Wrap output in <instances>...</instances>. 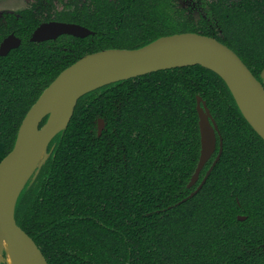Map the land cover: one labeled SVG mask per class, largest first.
Masks as SVG:
<instances>
[{
	"label": "trees",
	"instance_id": "16d2710c",
	"mask_svg": "<svg viewBox=\"0 0 264 264\" xmlns=\"http://www.w3.org/2000/svg\"><path fill=\"white\" fill-rule=\"evenodd\" d=\"M69 1L60 10L56 0H36L0 21V47L12 34L22 40L0 56V162L45 90L86 55L196 33L229 47L263 82L264 0H191L203 11L198 22L181 0ZM52 21L95 34L32 42ZM198 97L224 151L188 199L220 150L189 189L202 149ZM48 151L16 220L49 264H264V140L216 73L177 68L93 91Z\"/></svg>",
	"mask_w": 264,
	"mask_h": 264
},
{
	"label": "water",
	"instance_id": "95a60500",
	"mask_svg": "<svg viewBox=\"0 0 264 264\" xmlns=\"http://www.w3.org/2000/svg\"><path fill=\"white\" fill-rule=\"evenodd\" d=\"M64 35L85 39L94 35V32L76 24L50 22L35 31L32 42L56 40ZM21 44L22 41L14 34L9 36L0 47V56H7ZM192 66L206 68L225 81L243 116L264 140V71L261 76L263 82H260L233 50L215 38L196 33L175 34L161 37L139 49H111L86 55L63 71L45 90L25 117L13 151L0 162V264H6L1 257H7V241L13 243L26 256L29 264H49L37 244L19 227L16 220L19 197L49 159V151L48 159L37 168L16 200L13 199L12 183L19 167L37 146L48 139L51 144L60 133L67 130L79 100L93 91L118 82L159 71ZM66 102L64 112L54 118L53 112ZM197 110L202 149L199 165L188 186L189 189L199 182L202 171L216 155L218 137L220 151L205 179L188 199L202 190L224 151L218 123L201 97H198ZM45 120V125L41 127ZM104 129V121L100 119L99 137ZM246 219L239 217L240 221Z\"/></svg>",
	"mask_w": 264,
	"mask_h": 264
},
{
	"label": "bare ground",
	"instance_id": "6f19581e",
	"mask_svg": "<svg viewBox=\"0 0 264 264\" xmlns=\"http://www.w3.org/2000/svg\"><path fill=\"white\" fill-rule=\"evenodd\" d=\"M67 102L62 104L58 109L53 112V117L57 118L61 116L64 112ZM250 113V112H249ZM50 141L49 139L37 146L26 161L22 163L16 172L12 183L13 189V199L16 200L21 190L25 187L26 183L32 178L37 168L46 161L49 157ZM48 159V158H47ZM5 250L7 253L6 259L1 257V259L6 262V264H29L26 256L15 247L13 243L7 241L5 244Z\"/></svg>",
	"mask_w": 264,
	"mask_h": 264
},
{
	"label": "flooded vegetation",
	"instance_id": "af4514ba",
	"mask_svg": "<svg viewBox=\"0 0 264 264\" xmlns=\"http://www.w3.org/2000/svg\"><path fill=\"white\" fill-rule=\"evenodd\" d=\"M63 1H65L66 3H69L70 1L69 0H56V6L57 7H59V9L60 10H62L63 9V6H64V4L63 3H61V2H63ZM85 1V0H84ZM110 1H113V2H117L118 0H110ZM179 4H180V6L182 7V8H189V7H192L193 8V14H194V17H195V19H196V21L198 22V20L200 19L199 17H200V14H202L203 13V11L201 10V9H199L197 6H196V4H194V3H192L191 2V0H181L180 2H179ZM7 14H13V15H15L16 13H7ZM6 14H4L2 17H0V21L4 18V16H5ZM52 22H57V21H52ZM45 23H50V22H44V23H42L41 25H43V24H45ZM60 23H65V22H60ZM69 24H71V23H69ZM40 25V26H41ZM76 25H78V24H76ZM39 26V27H40ZM86 28V27H85ZM88 29V28H87ZM93 32V31H92ZM35 33V32H34ZM95 34V33H94ZM13 35V34H12ZM64 36H69V35H64ZM64 36H61V37H59L58 39H60V38H62V37H64ZM93 36V35H92ZM33 37V36H32ZM73 37V36H72ZM90 37V36H89ZM77 38V37H76ZM7 39V38H6ZM20 39V38H19ZM58 39H56V40H49V41H46V42H51V41H57ZM80 39H83V38H80ZM21 40V39H20ZM5 41V40H4ZM3 41V42H4ZM22 41V40H21ZM31 41H32V38H31ZM46 42H42V43H46ZM38 44H41V43H38ZM22 45V44H21ZM21 47V46H20ZM18 49V48H17ZM15 50V49H14ZM219 138V137H218ZM219 141H220V138H219ZM218 141V142H219ZM219 145H220V143H218ZM218 151V150H217ZM220 151V150H219ZM50 153V152H49ZM50 156H51V153H50Z\"/></svg>",
	"mask_w": 264,
	"mask_h": 264
},
{
	"label": "rangeland",
	"instance_id": "374dc122",
	"mask_svg": "<svg viewBox=\"0 0 264 264\" xmlns=\"http://www.w3.org/2000/svg\"><path fill=\"white\" fill-rule=\"evenodd\" d=\"M35 1L36 0H0V17L7 13H17L29 7Z\"/></svg>",
	"mask_w": 264,
	"mask_h": 264
}]
</instances>
